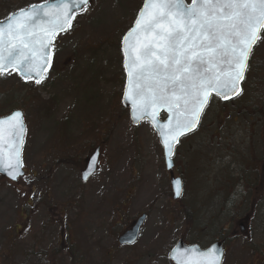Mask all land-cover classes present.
Returning <instances> with one entry per match:
<instances>
[{
  "label": "rangeland",
  "instance_id": "obj_1",
  "mask_svg": "<svg viewBox=\"0 0 264 264\" xmlns=\"http://www.w3.org/2000/svg\"><path fill=\"white\" fill-rule=\"evenodd\" d=\"M44 1L0 0V22ZM140 5L91 0L55 38L39 85L0 76V117L20 111L25 125L24 176L0 177V264H172L178 241L205 248L219 235L223 264H264L257 250L264 251V181L255 173L264 168V32L241 96L223 109L213 99L198 131L176 149L182 194L172 201L155 133L146 122L132 126L121 103L120 42ZM97 147L98 169L82 182L80 163ZM246 213L248 238L237 239ZM142 216L137 241L119 247L117 238Z\"/></svg>",
  "mask_w": 264,
  "mask_h": 264
},
{
  "label": "snow or ice",
  "instance_id": "obj_2",
  "mask_svg": "<svg viewBox=\"0 0 264 264\" xmlns=\"http://www.w3.org/2000/svg\"><path fill=\"white\" fill-rule=\"evenodd\" d=\"M89 2L45 0L6 17L0 22V76L12 70L39 85L56 36L72 27L76 13ZM262 32L264 0H145L121 40L128 79L124 97L131 102L133 121L150 115L155 126L157 111L166 109L168 123L159 129L170 155L179 137L196 129L213 93L224 100L240 94ZM21 117L17 111L0 120V170H9L14 180L23 167ZM214 252L201 253L196 264H220ZM172 259L192 264L184 256Z\"/></svg>",
  "mask_w": 264,
  "mask_h": 264
},
{
  "label": "water",
  "instance_id": "obj_3",
  "mask_svg": "<svg viewBox=\"0 0 264 264\" xmlns=\"http://www.w3.org/2000/svg\"><path fill=\"white\" fill-rule=\"evenodd\" d=\"M48 3H55V0H48L47 1ZM145 3V0L143 1L141 7H140V10L139 12L142 10V7H143V4ZM191 4V3H190ZM87 7V6H86ZM85 7V8H86ZM83 10H81L80 12H82ZM80 12H77L76 14H79ZM138 12V13H139ZM137 19V17H136ZM5 21V20H4ZM4 21H1V22H4ZM134 26V23L133 25L131 26V28ZM130 28V29H131ZM129 29V30H130ZM66 31L64 32H61L59 33L58 35L60 34H63L65 33ZM128 33V32H127ZM121 46L120 45V49H121ZM256 48V47H255ZM254 48V49H255ZM121 55H122V59L124 61V57H123V54L121 52ZM123 67V74H124V90H123V93H122V97H121V103H122V106L128 110V114H129V119L131 121V124L132 126L134 127H137L139 124L143 123V122H147L150 127L152 128L153 132L155 133L156 137H157V140H158V143L161 147V150H162V156H163V161H164V165H165V169L166 171L169 173L170 175V181H171V190H172V194H173V200H178L180 197H181V194H182V183L180 181V179H176L173 177V174H172V167H173V163H172V159L174 157V154H175V149L176 147L179 145V142L193 134L196 132V130L198 129L199 125H200V122H201V119H202V116L204 114L201 115L200 117V121L198 123V126L196 127V129L186 133L185 135L183 136H180L179 139H178V142L174 143L173 147H172V150H171V154L170 155H166V150L164 148V145H163V137L160 135V129H159V125H163V124H167L168 123V117H169V113L167 112L166 109H159L157 111V116H156V120H157V125H153L151 123V116L150 115H145L144 118H141L137 121H133L132 119V115H133V110H132V105H131V102L130 101H127L124 97V93L126 91V88H127V85H128V79H127V73L125 71V68H124V64L122 65ZM49 68V67H48ZM48 70V69H47ZM12 70H9V72H11ZM18 78L22 79L23 81H27L25 80L18 72L14 71ZM46 72H43L42 75L44 76ZM7 74V73H5ZM246 75V74H245ZM31 80V79H29ZM35 85V81L34 80H31ZM243 81L240 82V89H241V92L240 94L242 93V85H243ZM239 95H236L234 97H232L231 99L229 100H224L220 97H217L214 93L213 95L210 97V99L212 97H215V98H218L219 101L221 103H228V102H231L233 101L234 99H236ZM210 102V100H209ZM208 106V105H207ZM206 106V108H207ZM205 108V110H206ZM204 110V111H205ZM151 110H149L150 112ZM17 112V111H15ZM13 112V113H15ZM20 112V111H19ZM12 113V114H13ZM21 113V112H20ZM22 114V113H21ZM11 115V114H10ZM10 115L6 116V117H3V118H0V120H7ZM163 117V119H162ZM22 119V117H21ZM22 123H23V119H22ZM24 125V123H23ZM6 127V126H5ZM25 128V127H24ZM24 136H25V132H24V135H23V141H24ZM23 147V145H22ZM21 155H22V148H21ZM21 159H22V156H21ZM97 160H98V152H95L90 158L89 160L86 162V166H85V170L84 172L81 174V178H82V181L83 182H86L93 174L94 172L96 171V164H97ZM0 169H3V164H0ZM8 171L7 169H4V170H0V177L3 178V179H6L8 180L9 182H16L19 178L23 177L24 173H23V170L22 168L20 169V173L21 175H19L15 180L12 179L11 176L8 175ZM85 177H87V179H85ZM177 182H179V195H177ZM145 221V216H142L141 218H139L137 221H135L132 226L128 229H126L124 231V233L122 234V236L118 239V243L119 245H131L133 244L137 238H138V235H139V231H140V228L142 227L143 223ZM210 249H214L215 252H214V255L215 256H219L220 258V263H221V260H222V256H223V250H222V247L220 244H213L211 245L208 249L202 251L200 250L197 246H190V247H186L184 246V244L182 242H178L173 248L172 250L169 252L168 254V258L169 260H171L174 264H177V261L172 259L173 256H184V257H187L191 260L192 264H196V261H201L202 260V257L200 256L201 253H205L207 251H209Z\"/></svg>",
  "mask_w": 264,
  "mask_h": 264
},
{
  "label": "flooded vegetation",
  "instance_id": "obj_4",
  "mask_svg": "<svg viewBox=\"0 0 264 264\" xmlns=\"http://www.w3.org/2000/svg\"><path fill=\"white\" fill-rule=\"evenodd\" d=\"M91 1V0H90ZM143 1L144 0H141V4L143 3ZM192 2V0H184V2L186 3V2ZM188 4V3H187ZM98 148V150H99V153H98V155H99V159H100V157L102 156L101 154H102V148L101 147H97ZM97 152V151H96ZM89 158V157H88ZM87 158V159H88ZM87 159H85L84 161H83V165L80 163V167H81V170H80V175L84 172V169H85V166H86V162H87ZM174 159V158H173ZM98 161L99 160H97V164H96V170L98 169ZM175 163H174V160H173V167H172V170H173V175L175 174ZM262 171H263V173H260V172H258V171H256L255 170V173H257L258 175H262V178L260 177V176H257V177H255V178H258V177H260L261 178V181L263 180L264 181V168L262 169ZM167 174H168V177H169V180H171L170 179V175H169V173L168 172H166ZM93 176V175H92ZM91 176V177H92ZM174 178L176 177L175 175L173 176ZM90 179V178H89ZM81 181H82V178H81ZM83 182V181H82ZM260 185L261 186H263L264 184H262V183H260ZM263 188H264V186H263ZM170 194H171V199H172V201H175V200H173V194H172V190H171V181H170ZM243 206V204H241L240 205V207H242ZM64 211H65V209H64ZM249 211L250 212H252L253 211V206H251L250 207V209H249ZM68 212H70L71 213V210H69ZM69 214V213H68ZM250 217H251V213L250 214H248V213H246L245 214V216L244 215H242L239 219H238V221L236 222V226L238 227V230L237 231H235V232H233L232 233V236L233 237H235L234 235H237V239H239V238H248V234H247V229H248V223H249V221H250ZM64 217H63V214H62V231H61V239H62V243H61V246H62V253L64 252V251H66L67 252V250H68V248L65 250V244H64V241H65V239L63 238V236H64V219H63ZM140 218V217H139ZM138 220V219H137ZM137 220H135V221H137ZM134 221V222H135ZM133 222V223H134ZM132 223V224H133ZM132 225L130 224V226L128 227V228H130ZM127 228V229H128ZM141 229V228H140ZM224 230V229H223ZM124 233V232H123ZM139 234H140V231H139ZM240 234V235H239ZM242 235H246V237L245 236H242ZM122 235H120L118 238H117V245L119 246V247H131L132 245H134V243L137 241H135L133 244H131V245H119V243H118V239L121 237ZM138 237H139V235H138ZM138 239V238H137ZM178 242H182L183 244H185L183 241H178ZM177 242V243H178ZM209 242V244L205 247V248H201V247H199L198 245H196L195 243H192V244H185L184 246H187V247H190V246H197L200 250H202V251H204V250H206V249H208L211 245H213V244H220L221 245V247H222V250H223V256H222V260H221V263L220 264H223L222 262H223V258H224V254H225V244H226V241H225V239L223 240V238H221V236L219 235V237L216 239V238H210V241H208ZM176 245V244H175ZM262 248H264L263 246H262ZM172 250V249H171ZM257 250H258V255H260V256H263L264 255V251H262V250H260V247H258L257 248ZM68 255H71V253H69ZM68 257H70V256H68ZM79 260V258H76V261H78ZM168 260H169V258H168ZM72 261H73V258H72ZM172 264H174L171 260H169ZM72 263V262H71Z\"/></svg>",
  "mask_w": 264,
  "mask_h": 264
},
{
  "label": "trees",
  "instance_id": "obj_5",
  "mask_svg": "<svg viewBox=\"0 0 264 264\" xmlns=\"http://www.w3.org/2000/svg\"><path fill=\"white\" fill-rule=\"evenodd\" d=\"M249 73H250V72H248L247 76L249 75ZM246 83H247V81H246ZM219 105H220V107H221L222 109L224 108V106H226L225 104H221V103H219ZM210 106H211V102H210V104H209V106H208V108H207V110H206V112H205V114H204V117L206 116L207 112L210 113V111H211V110H210V109H211ZM203 119H204V118H203ZM200 126H201V125H200ZM199 128H200V127H199ZM180 144H181V143H180ZM257 185H258V184H257ZM259 185H260V183H259ZM263 186H264V185H263ZM186 218H187L186 220L188 221V223H190V222L192 221V217H191V215H189V216L186 215Z\"/></svg>",
  "mask_w": 264,
  "mask_h": 264
}]
</instances>
